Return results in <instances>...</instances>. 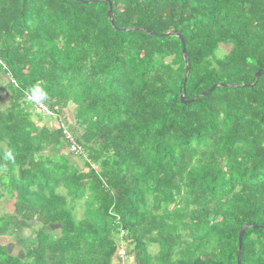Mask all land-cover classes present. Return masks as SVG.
<instances>
[{"label":"trees","instance_id":"obj_1","mask_svg":"<svg viewBox=\"0 0 264 264\" xmlns=\"http://www.w3.org/2000/svg\"><path fill=\"white\" fill-rule=\"evenodd\" d=\"M85 1L0 0V258L264 264V0Z\"/></svg>","mask_w":264,"mask_h":264},{"label":"rangeland","instance_id":"obj_2","mask_svg":"<svg viewBox=\"0 0 264 264\" xmlns=\"http://www.w3.org/2000/svg\"><path fill=\"white\" fill-rule=\"evenodd\" d=\"M227 50H228V47L227 46H222L219 50H218V55L219 56H223L226 52H227ZM6 79L7 80H9L10 79V76L9 75H6ZM2 85H4V83L2 84ZM5 94V93H4ZM40 108V107H39ZM42 109V117H43V121L44 122H46V124H48V126H51V124H52V120H53V117L52 116H49V115H52V113L50 114V112H47V110H46V108L45 107H42L41 108ZM38 111V110H37ZM39 112V111H38ZM75 112H74V109H73V107H72V105L71 106H69L68 108H67V115H68V117H69V119H70V121H73L74 120V118H75V114H74ZM39 117H40V115H39ZM38 118V116L37 115H35L34 116V119L35 120H38L37 119ZM71 149V148H70ZM72 157H74L75 159H77V160H79L78 159V157L76 158V156H74V155H72ZM60 191H62V192H64V189L62 188V189H60ZM0 192H2V191H0ZM15 202H16V199L15 198H10L9 196H7V195H5V196H3V197H0V204L2 205V207L0 206V209L3 211V212H1V213H3L2 215L3 216H5V215H10V214H15ZM78 210H80V209H78ZM76 215V218L77 219H80V218H82V213H78V214H75ZM37 228H38V226H34L33 227V229H34V231H36L37 230ZM22 230H24V229H22ZM21 229H17V230H15V231H22ZM30 230V229H29ZM29 230H27V231H29ZM14 231V230H13ZM13 231H9V233L10 234H12L13 233ZM15 231H14V233H15ZM30 231H32V230H30ZM36 237V232H35V235H34V237H33V239ZM33 239H31V240H29V241H23V240H21L22 242H23V248L24 249H26V252H27V250H30L31 248H34L33 246H34V242L36 241L35 239L33 240ZM123 246H124V249H126L127 248V242L126 243H123L122 244ZM119 253H121L120 251H118L117 252V254H116V256H115V263L116 264H134V262L132 261V259L129 257V258H126V257H124V256H126V255H122V254H119ZM0 264H10V261L9 262H7L6 260H5V256L4 257H1L0 258Z\"/></svg>","mask_w":264,"mask_h":264},{"label":"water","instance_id":"obj_3","mask_svg":"<svg viewBox=\"0 0 264 264\" xmlns=\"http://www.w3.org/2000/svg\"><path fill=\"white\" fill-rule=\"evenodd\" d=\"M79 1L89 2V1H85V0H79ZM109 5H110L109 6V17H110L111 22L113 23L114 22L113 13H112L113 5H112V2L111 1H109ZM131 29H140V30L145 31L147 33H152V34L161 35V36H170V35L173 34V32L157 33V32H153V31H149V30L141 29V28H137V27L125 28V29H123V31H128V30H131ZM177 35L181 38V40H182V42L184 44L183 52H184L185 60L187 62V68H186V73H185V81H184L186 83L187 82V79H188V76H189V73H190L191 66H190V63H189V60H188V56H187V53H186L185 39H184V37H183V35L181 33H177ZM261 75H264V69H259L256 72V78L258 79ZM252 85L253 84H251V83H245V84L241 85V87H250ZM218 86H222V87H239V85H237V84L217 83V84H214L210 89H208L205 92H203L201 95L202 96H205V95L211 93ZM181 100H182L183 103H190V102L196 101V98L187 99L185 97V94L182 93L181 94ZM248 226H252V225L248 224V225L244 226L241 229L240 235H239V241H240V245H239V249H238V262H239V264H241V248H242V243H243V234H244L245 229Z\"/></svg>","mask_w":264,"mask_h":264},{"label":"crops","instance_id":"obj_4","mask_svg":"<svg viewBox=\"0 0 264 264\" xmlns=\"http://www.w3.org/2000/svg\"><path fill=\"white\" fill-rule=\"evenodd\" d=\"M2 207V205L0 204ZM4 211V210H3ZM0 209V216H3L1 212H3ZM24 229L22 231H13L12 234H4L2 237H0V245L5 247V252L9 255H12L14 257H19L21 259H25L27 256L26 249L23 248V241H29L33 239L35 232L33 228H19ZM18 229V230H19ZM32 231H30V230ZM29 230V231H27ZM1 262V261H0Z\"/></svg>","mask_w":264,"mask_h":264},{"label":"built area","instance_id":"obj_5","mask_svg":"<svg viewBox=\"0 0 264 264\" xmlns=\"http://www.w3.org/2000/svg\"><path fill=\"white\" fill-rule=\"evenodd\" d=\"M47 112H49V111L47 110ZM68 137L70 138V136H68ZM120 252L123 253L122 250H120Z\"/></svg>","mask_w":264,"mask_h":264}]
</instances>
